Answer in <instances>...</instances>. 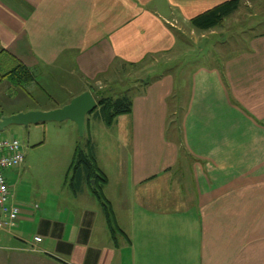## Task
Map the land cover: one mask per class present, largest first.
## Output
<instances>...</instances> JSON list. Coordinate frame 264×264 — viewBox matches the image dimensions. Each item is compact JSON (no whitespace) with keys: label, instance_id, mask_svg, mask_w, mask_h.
<instances>
[{"label":"crops","instance_id":"0c3cea01","mask_svg":"<svg viewBox=\"0 0 264 264\" xmlns=\"http://www.w3.org/2000/svg\"><path fill=\"white\" fill-rule=\"evenodd\" d=\"M224 1L0 0V59L58 86L55 105L104 85L114 93L125 66L159 69L124 83L131 113L85 120L120 230L85 181L69 185L77 141L56 200L15 195L26 174L8 172L21 210L0 229V264H264V9L232 33L224 24L241 6L214 28L191 24Z\"/></svg>","mask_w":264,"mask_h":264},{"label":"rangeland","instance_id":"374dc122","mask_svg":"<svg viewBox=\"0 0 264 264\" xmlns=\"http://www.w3.org/2000/svg\"><path fill=\"white\" fill-rule=\"evenodd\" d=\"M254 8L263 10L264 0H258L257 2L252 1L249 4L244 2L241 4L239 12L232 15L231 18L225 22V30H230L229 33H232L237 26H241L242 23H245V19H247L246 14ZM188 34L189 33L186 34V38L183 40L187 49L185 50V56H192L194 54L188 53V48L193 49L195 44L192 45L193 47H189L192 40L188 38ZM221 34H223L222 28H217V32L213 34L214 36H210L209 40H219ZM197 53L198 52H196V54ZM169 57H172V55L165 57L164 61H167ZM10 59L11 58L8 57L0 59V116L4 115V112L13 111L18 108L26 110L27 108H49L52 106L61 107L64 105H55L58 97H54V95L61 93L60 88H58V86L52 87L51 83L49 84L50 88L44 86L46 88L44 90L40 84L42 83L44 85L45 82L40 76L36 77L35 75L33 79L21 83L20 81L13 80L7 73L13 70V68L17 66V63L15 60L12 61ZM153 67L155 66L147 61L142 65H128L125 66V69L122 68L120 73L114 75L115 79L118 80H116L117 83H115L118 87L114 89V96L125 94L123 93V90L126 88L124 83L128 82V85H130L133 81L137 82L146 79L147 73L155 74L159 69L154 68V70ZM164 67L161 65L160 70L162 68L167 69L169 66L167 64ZM106 87L107 86L104 85L102 88H96L99 91H103L107 89ZM70 123V120H65L62 122L48 121L38 124H29L28 126L10 124L0 131V137H16L20 139L22 150L25 151V160L23 164L19 166L21 170L19 171L17 167L10 173V175L14 174L12 178L13 181L18 180V172H20L21 175L22 172L26 174L22 185H18V183L15 184V195L24 188L26 191L31 192L32 195L37 194V196H40L41 192L44 191L49 196V202L56 200L54 194H59L56 192L61 188L64 173L70 163L74 142L78 141L79 144L84 145L89 138L86 128L83 131V135H80L77 127L76 130L73 129L72 134ZM99 129V125L96 124L94 131ZM94 135L96 138L97 135L95 132Z\"/></svg>","mask_w":264,"mask_h":264},{"label":"trees","instance_id":"16d2710c","mask_svg":"<svg viewBox=\"0 0 264 264\" xmlns=\"http://www.w3.org/2000/svg\"><path fill=\"white\" fill-rule=\"evenodd\" d=\"M241 3L242 0H226L194 16L190 22L194 27L200 30L214 28L220 25L223 19L237 11ZM7 74H9L13 80L20 81V83L34 78L31 70L22 63H19ZM107 91L97 90L94 92L98 104L96 109L90 114L100 116L105 124L112 125L118 116L132 112L133 98L127 93L114 96V93H107ZM68 173L70 176L69 185L74 191L77 190V186L82 182L85 181L87 183L91 192L100 201L104 209L111 232L114 233L120 230V228L116 226L112 204L103 192L104 186L108 182V177L98 165L95 148L90 138H88L85 145L82 146L78 144L76 146V152L70 163ZM93 179L94 182H92Z\"/></svg>","mask_w":264,"mask_h":264},{"label":"water","instance_id":"95a60500","mask_svg":"<svg viewBox=\"0 0 264 264\" xmlns=\"http://www.w3.org/2000/svg\"><path fill=\"white\" fill-rule=\"evenodd\" d=\"M97 100L91 91H84L73 97L61 107L48 110H27L0 116V131L10 124L28 126L48 121L62 122L70 120L76 124L78 132L83 135L87 115L97 107ZM94 182V179L92 180Z\"/></svg>","mask_w":264,"mask_h":264},{"label":"built area","instance_id":"2783aa9c","mask_svg":"<svg viewBox=\"0 0 264 264\" xmlns=\"http://www.w3.org/2000/svg\"><path fill=\"white\" fill-rule=\"evenodd\" d=\"M20 139L16 137H0V229H8L15 225L20 214V206L13 200L8 172L21 166L25 160ZM40 241V237H35Z\"/></svg>","mask_w":264,"mask_h":264}]
</instances>
